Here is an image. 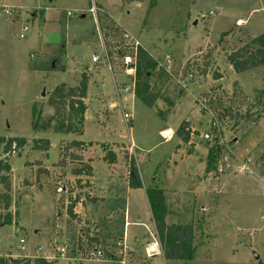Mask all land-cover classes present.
<instances>
[{
	"label": "rangeland",
	"instance_id": "rangeland-1",
	"mask_svg": "<svg viewBox=\"0 0 264 264\" xmlns=\"http://www.w3.org/2000/svg\"><path fill=\"white\" fill-rule=\"evenodd\" d=\"M151 2L0 0V136L26 139L11 154L0 152L11 166L14 220L0 225V259L25 255L54 264H117L86 259L77 248L81 228L89 225L92 234L109 219L107 235L118 242L125 238L129 247L126 264L264 263V173L239 171L243 161L264 153V66L239 73L227 60L264 33V0H156L150 8ZM24 26L29 30L21 38ZM111 27L117 32L106 36ZM124 33L157 61L171 55L168 76L156 81L162 92L153 108L124 94L133 76L92 61L103 47L118 54ZM84 73L89 75L84 133H56L52 92L63 83L78 86ZM116 85L132 114L129 123L117 104ZM204 106L216 115L220 137H202L212 123ZM37 120L44 129L33 128ZM184 120L193 122L190 143L176 135ZM169 128L175 132L171 140L161 134ZM40 138L50 140L48 151L34 148ZM74 139L85 141V148L65 150ZM215 139L229 161L223 172L207 171L209 141ZM110 150L114 163L105 158ZM132 161L144 188L128 186ZM85 164L91 175L76 174ZM152 185L165 192L167 222L194 227L193 260L163 257L146 196ZM59 186L65 187L61 193ZM72 202L81 222L68 214ZM0 213H7L1 204ZM151 241L161 254L146 252Z\"/></svg>",
	"mask_w": 264,
	"mask_h": 264
},
{
	"label": "trees",
	"instance_id": "trees-1",
	"mask_svg": "<svg viewBox=\"0 0 264 264\" xmlns=\"http://www.w3.org/2000/svg\"><path fill=\"white\" fill-rule=\"evenodd\" d=\"M156 0H152L150 8L155 5ZM104 29H107V25H102ZM117 29V28H116ZM115 27H111L110 31L105 33L106 36L111 35L117 30ZM119 31V30H118ZM111 55V61L114 64L116 70L123 71V65L121 63V54ZM227 60L231 64L232 68L236 72H245L260 66H264V33L258 37H255L250 44L244 45L227 55ZM32 69L35 66L31 67ZM119 68V69H117ZM189 69V65L186 70ZM168 76V72L163 67L158 66V61L143 47H139L136 54V71H135V89L134 95L137 99L141 100L146 106L153 108L156 101L161 96V86H158L156 81L158 78ZM89 75L84 73L82 75L81 82L78 86L73 87L66 85L65 83L57 86L49 99V104L55 109L54 117L56 123L52 126L53 131L56 133L64 134H76L83 135L84 133V121L85 113L87 111V104L85 99L88 92ZM220 105H223L222 98L217 99ZM209 102H213L210 100ZM225 107L218 112V116L223 119L226 116ZM33 113L36 115V107H33ZM232 118L240 117L237 113L234 116L230 112L227 113ZM53 117V118H54ZM257 118V117H256ZM191 120H184L181 122L176 130V135L183 143H190L193 126ZM34 129H44L37 121H34ZM238 123H235L237 125ZM48 127H51V123H48ZM26 144L25 137H9L0 136V152L9 155L16 149L23 147ZM210 149L208 153L207 171L218 170V164L225 165L226 155L222 153L224 147L215 142L210 143ZM51 142L48 138H40L35 141L34 148L36 150L48 151L51 147ZM107 145L103 144L105 148ZM72 148L84 149L85 141L74 139L65 146V150L69 151ZM190 154L192 150L188 151ZM231 157V156H229ZM110 163L116 161L115 153L110 150L105 157ZM235 159V157H234ZM228 161V159H226ZM258 170L263 172L264 169V153L257 158ZM11 172L10 163L6 158L0 159V184L3 185L4 191L0 193V204L7 213L3 215L0 213V225L12 224L13 214L9 211L12 205L11 194V178L9 173ZM76 174L86 173L91 175V166L84 165V169L80 168L75 171ZM128 186L134 189L144 188L143 180L138 167L135 165V161L131 163V169L129 171ZM146 196L149 204V208L152 214V219L155 225L159 243L161 245L163 257L166 260L177 261H190L196 256L197 245L195 243V229L191 224H169L166 220L168 215V209L166 205L165 192L157 185H152L146 188ZM75 202H72L68 206V214L71 218L79 220L78 215L74 211ZM109 219H105L97 223L94 227V231L91 234V227L87 225L85 229L81 228V233L78 238L77 248L78 252L84 257L88 250L92 247L100 245L104 250L117 249V242L113 237H109L106 233L105 226L109 223ZM90 227V228H89ZM123 238H121L122 240ZM120 240V239H119ZM115 241V242H114ZM119 259L118 257H114ZM55 262L48 260L45 257H21L17 259H9V261L0 259V264H54ZM264 264V263H261Z\"/></svg>",
	"mask_w": 264,
	"mask_h": 264
},
{
	"label": "built area",
	"instance_id": "built-area-1",
	"mask_svg": "<svg viewBox=\"0 0 264 264\" xmlns=\"http://www.w3.org/2000/svg\"><path fill=\"white\" fill-rule=\"evenodd\" d=\"M91 11H94L95 8L94 6L91 7L90 9ZM214 11H210V14H213ZM69 15V13H68ZM29 30L28 26H24L22 31L20 32V37L23 38L24 34ZM123 39H124V44H123V48L121 51H118V54H121L122 57L121 59V63L123 65V72L127 75V76H133V80L132 83L125 86L124 88V94L127 93H133L134 94V89H135V71H136V54L138 51V48L141 47V44L139 43V41L127 34L124 33L123 35ZM111 53H113V55H117V53L115 52H111L108 51L107 48L103 47V52L99 53V54H93L92 56V61L95 64H100L103 63L104 65L107 64L112 70H113V66L114 64L111 61ZM172 59H171V55L167 54L165 56V60L164 61H158V66L163 67L165 69L166 72H169V65L167 66L166 64H171ZM185 86V84H184ZM116 90H117V96H118V103L121 108L123 109V117L124 120L129 123L130 120L132 119V114L129 112L125 111V108L122 105V97H121V93L116 85ZM124 100L127 99V96L125 98H123ZM116 105V104H115ZM205 109H207L208 111H210V129H208L207 131H205L202 134V137L205 139H210L214 137H220L221 135V128H220V123L218 121V119L216 118V115L212 112L211 109H209L208 107L204 106ZM194 133V132H193ZM166 139L169 138L168 135H163ZM229 163V161H227L225 159V165H222L218 168L219 172H223L224 166H226L227 168L229 167L227 164ZM258 163H257V159L255 161H252L251 159H247L245 161L242 162V166L239 168V171L244 173V174H249V173H253L254 169L258 170ZM263 173H264V169H263ZM65 190L64 186H59L57 188V191L59 193L63 192ZM20 243H24V240L21 239ZM66 251V247L63 246L59 249V252L61 254H63ZM129 251V247L128 245L125 243V240L123 239L121 242H118V247L117 249H109V250H104L100 245L92 247L91 249L88 250L87 254L84 256L86 257V259H97V260H112L114 262H116L117 264H126L127 263V253ZM114 257H118L119 259H115ZM49 258V257H48Z\"/></svg>",
	"mask_w": 264,
	"mask_h": 264
},
{
	"label": "crops",
	"instance_id": "crops-1",
	"mask_svg": "<svg viewBox=\"0 0 264 264\" xmlns=\"http://www.w3.org/2000/svg\"><path fill=\"white\" fill-rule=\"evenodd\" d=\"M95 67H98V66H100L99 64H96V65H94ZM36 67V66H35ZM85 69V68H84ZM86 69H88V68H86ZM85 69V70H86ZM133 96H135L134 94H133ZM112 106H115V103H112ZM170 129V131H171V134L172 135H170V137H169V140H171L172 139V137L174 136V134H175V132L171 129V128H169ZM166 130L167 129H163L162 131H161V134L162 133H165L166 132ZM166 134V133H165ZM162 136H163V134H162ZM166 141H168V140H166ZM197 147V146H196ZM167 217H168V215L166 216V220H167ZM124 240H125V238H124ZM126 241V240H125ZM151 244H153V241H151L150 243H148L147 245H146V247H145V250H147L146 252H151L152 250V252H154L153 253V257L154 256H156V255H158V254H161V253H159V251H158V248H156L155 246L154 247H150V245ZM156 250V251H155ZM160 250L162 251V249H161V247H160ZM157 252V253H156ZM163 255V254H162ZM11 256H14V255H11ZM17 256V255H16ZM20 256H24L25 257V255H20ZM28 257V256H27Z\"/></svg>",
	"mask_w": 264,
	"mask_h": 264
},
{
	"label": "water",
	"instance_id": "water-1",
	"mask_svg": "<svg viewBox=\"0 0 264 264\" xmlns=\"http://www.w3.org/2000/svg\"><path fill=\"white\" fill-rule=\"evenodd\" d=\"M99 65H100V66H103L104 64H103V63H100ZM44 90H45V87H44ZM44 94H45V92L43 93V95H44ZM255 257H256V259H258V258H259V255L256 254Z\"/></svg>",
	"mask_w": 264,
	"mask_h": 264
},
{
	"label": "bare ground",
	"instance_id": "bare-ground-1",
	"mask_svg": "<svg viewBox=\"0 0 264 264\" xmlns=\"http://www.w3.org/2000/svg\"><path fill=\"white\" fill-rule=\"evenodd\" d=\"M166 134L165 135H171V131H170V129L169 130H166V132H165ZM164 134V133H163ZM157 247V246H156ZM153 251V250H152Z\"/></svg>",
	"mask_w": 264,
	"mask_h": 264
}]
</instances>
